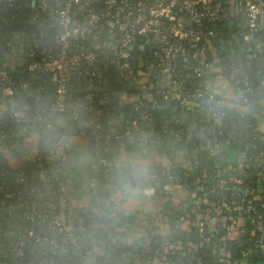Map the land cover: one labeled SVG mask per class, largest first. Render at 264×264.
<instances>
[{
    "label": "built area",
    "instance_id": "built-area-1",
    "mask_svg": "<svg viewBox=\"0 0 264 264\" xmlns=\"http://www.w3.org/2000/svg\"><path fill=\"white\" fill-rule=\"evenodd\" d=\"M21 10L39 27L1 32ZM0 22V264L264 256V0H0ZM227 112L263 149L192 181Z\"/></svg>",
    "mask_w": 264,
    "mask_h": 264
},
{
    "label": "trees",
    "instance_id": "trees-1",
    "mask_svg": "<svg viewBox=\"0 0 264 264\" xmlns=\"http://www.w3.org/2000/svg\"><path fill=\"white\" fill-rule=\"evenodd\" d=\"M14 13H16V20L8 23L6 27L3 26L4 30L2 28L1 32L8 30L11 34L13 33V35L18 36L19 32L22 30L24 32L30 33V32H33L37 27H39L37 24H31V23H26V22L22 21L21 18L23 16V13H26V11L23 12L21 10V11H16ZM1 25L2 24L0 22V26ZM261 63H263V61H261L260 64ZM256 64L257 63H255V66H256ZM254 69H256V68H254ZM255 77H256L255 74L251 75V79L253 82L256 81ZM227 113H228L229 117L231 118V120L238 127L240 134L233 141H228L227 142L228 150L222 151L216 157H209L208 155H202L201 157H199L198 161H197L198 165L195 168V170L192 174V177L190 178L192 181H194L195 178L199 177L202 173H205L207 175L208 181H209V182H207V184L209 186L213 185L212 182H215V178H214L215 173L220 171L221 169H223L227 165H232L235 162V157L237 156V154L245 146H248L251 148V151H250L251 156H255L258 153V150L263 149V147H262L263 143L261 141H259V139H256L254 137L249 138V139H244V136L246 134V130H245L243 125L246 123H250V121L244 117H241L239 114H236L234 112L233 113L227 112ZM160 136L161 135L159 134L157 137L159 138ZM219 142L220 143H226L225 137L220 138ZM185 145L187 146L188 150L191 148L190 145L189 146L187 144H185ZM74 175L77 178L76 174H74ZM215 199H216V197L214 196L213 200L215 201ZM249 227H251L250 223H249ZM241 243H245V239H242ZM217 244H218V237L212 240V242L210 243V247L216 246ZM250 247L251 246L248 243H246L244 245V248L239 249L238 246H235L233 244L228 249L232 252V257L237 258V257L241 256V251L243 249H245V248L248 249ZM249 261L251 264H263L264 256L260 255L259 253H253L250 256ZM202 264H219V263L217 262L216 257L211 255L206 260H204Z\"/></svg>",
    "mask_w": 264,
    "mask_h": 264
},
{
    "label": "rangeland",
    "instance_id": "rangeland-1",
    "mask_svg": "<svg viewBox=\"0 0 264 264\" xmlns=\"http://www.w3.org/2000/svg\"><path fill=\"white\" fill-rule=\"evenodd\" d=\"M73 172L76 174V176H80V166L79 164L77 163V161H74L73 163Z\"/></svg>",
    "mask_w": 264,
    "mask_h": 264
},
{
    "label": "crops",
    "instance_id": "crops-1",
    "mask_svg": "<svg viewBox=\"0 0 264 264\" xmlns=\"http://www.w3.org/2000/svg\"><path fill=\"white\" fill-rule=\"evenodd\" d=\"M260 112H261L262 115L264 116V108H262ZM260 128H262V129L264 130V124H263V125H260Z\"/></svg>",
    "mask_w": 264,
    "mask_h": 264
}]
</instances>
